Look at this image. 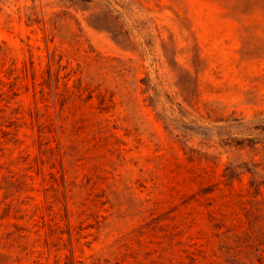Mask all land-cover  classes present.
I'll return each instance as SVG.
<instances>
[{
    "label": "rangeland",
    "instance_id": "obj_1",
    "mask_svg": "<svg viewBox=\"0 0 264 264\" xmlns=\"http://www.w3.org/2000/svg\"><path fill=\"white\" fill-rule=\"evenodd\" d=\"M264 0H0V264H264Z\"/></svg>",
    "mask_w": 264,
    "mask_h": 264
},
{
    "label": "trees",
    "instance_id": "obj_2",
    "mask_svg": "<svg viewBox=\"0 0 264 264\" xmlns=\"http://www.w3.org/2000/svg\"><path fill=\"white\" fill-rule=\"evenodd\" d=\"M264 184V183H263Z\"/></svg>",
    "mask_w": 264,
    "mask_h": 264
}]
</instances>
